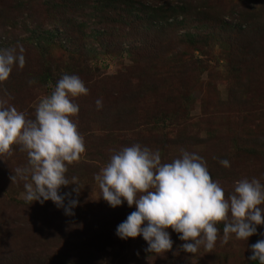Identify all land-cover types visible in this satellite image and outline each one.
Returning <instances> with one entry per match:
<instances>
[{
  "label": "rangeland",
  "instance_id": "374dc122",
  "mask_svg": "<svg viewBox=\"0 0 264 264\" xmlns=\"http://www.w3.org/2000/svg\"><path fill=\"white\" fill-rule=\"evenodd\" d=\"M67 1L0 0V49L22 46L25 61L0 83V101L34 118L63 74L88 90L74 98L71 117L85 151L66 165L69 185L59 189L77 200L73 215L51 201L25 203L24 182L10 180L26 165L19 145L0 158V264H250L264 213L247 241L221 244L218 223L213 249L189 254L169 228L172 249L147 253L140 236H115L135 208H110L94 177L113 154L139 144L159 150L161 163L183 151L202 157L225 198L240 179L264 184V0H133L131 13L126 0H101L117 8L109 19L99 0ZM151 7L163 12L152 19Z\"/></svg>",
  "mask_w": 264,
  "mask_h": 264
},
{
  "label": "clouds",
  "instance_id": "9594fccd",
  "mask_svg": "<svg viewBox=\"0 0 264 264\" xmlns=\"http://www.w3.org/2000/svg\"><path fill=\"white\" fill-rule=\"evenodd\" d=\"M23 52L19 45L0 49V83L9 77L14 64L23 68ZM87 92L77 75L63 74L54 90L37 103L34 118H26L24 112L0 101V158L11 156L14 144L26 153V165L16 167L10 176L11 182H24L25 203L51 201L65 215H73L77 200L59 189L69 185L66 165L85 151L83 136L71 117L79 110L74 98ZM94 103L99 110L101 100ZM219 164L229 166L226 159ZM72 179L75 193L78 186L75 177ZM94 179L99 198L110 208L122 203L134 206L114 234L121 240L140 236L147 253L164 254L172 249L169 228L184 241L179 249L195 254L200 248L205 252L213 249L218 223H222L221 244L230 238L247 241L262 224L264 184L255 178L240 179L225 198L224 190L210 178L203 158L195 153L183 151L170 163H161L159 150L132 144L113 154ZM260 235L264 237V231ZM249 251V261L264 264V238L251 244Z\"/></svg>",
  "mask_w": 264,
  "mask_h": 264
},
{
  "label": "trees",
  "instance_id": "16d2710c",
  "mask_svg": "<svg viewBox=\"0 0 264 264\" xmlns=\"http://www.w3.org/2000/svg\"><path fill=\"white\" fill-rule=\"evenodd\" d=\"M71 2H72L71 0H68L67 1L68 4H70ZM126 2H127V8H126V10H128L127 11L128 13H131L132 11L135 12V10L138 9V7H134L133 6V4L136 3L133 0H126ZM98 3L101 4V6H99L100 7V10H101V11H99V12H101L100 13V16H104L107 19H109L110 16H112L113 18H115V16H116L115 11L117 10V8L112 7L113 5L111 3H109V2H103V1L99 0ZM53 6H55V4ZM67 9H69V6H67ZM150 11L152 12V15H153L152 16V19H154L157 14L163 12L161 8H153V7L150 8ZM64 13L66 14L67 12H63V14ZM148 14H149V12L147 10V7H145L141 11L140 21L146 19V17L148 16ZM115 20L120 21V20H122V18L119 17V19L116 18ZM127 21H130V20L127 19ZM133 38H134V40L139 39L138 37H133ZM250 264H258V262L255 261V260H253V261H250Z\"/></svg>",
  "mask_w": 264,
  "mask_h": 264
}]
</instances>
